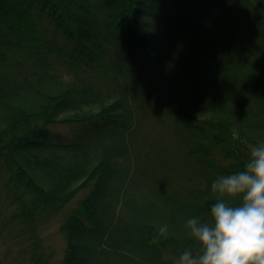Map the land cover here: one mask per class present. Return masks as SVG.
Here are the masks:
<instances>
[{"label": "trees", "instance_id": "16d2710c", "mask_svg": "<svg viewBox=\"0 0 264 264\" xmlns=\"http://www.w3.org/2000/svg\"><path fill=\"white\" fill-rule=\"evenodd\" d=\"M262 141L264 0H0V230L28 264L80 193L62 264H178Z\"/></svg>", "mask_w": 264, "mask_h": 264}, {"label": "clouds", "instance_id": "9594fccd", "mask_svg": "<svg viewBox=\"0 0 264 264\" xmlns=\"http://www.w3.org/2000/svg\"><path fill=\"white\" fill-rule=\"evenodd\" d=\"M211 192L209 218L186 220L196 247L184 250L178 264H264V141L249 149L242 170L215 179ZM167 236L165 224L157 238Z\"/></svg>", "mask_w": 264, "mask_h": 264}, {"label": "rangeland", "instance_id": "374dc122", "mask_svg": "<svg viewBox=\"0 0 264 264\" xmlns=\"http://www.w3.org/2000/svg\"><path fill=\"white\" fill-rule=\"evenodd\" d=\"M151 24L157 26L155 22ZM53 130L64 133L65 128L63 126H58ZM83 196V193L77 195L76 198L58 214V217L54 221L52 220V223H48L40 228V235L43 240L45 251L51 254V262L54 264H62L66 247V236L59 230L60 221L64 216H67L72 209L79 207V201ZM0 199H2L1 196ZM124 217L130 218V213L127 210L124 211ZM7 231V229L0 230V264H28L25 256L22 254L24 245L20 246L15 241L9 240ZM108 264L112 263L108 262Z\"/></svg>", "mask_w": 264, "mask_h": 264}]
</instances>
